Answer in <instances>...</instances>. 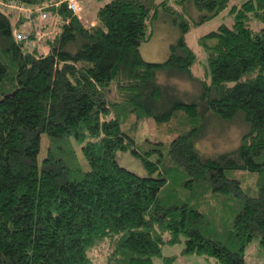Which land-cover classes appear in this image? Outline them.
I'll return each instance as SVG.
<instances>
[{
    "label": "trees",
    "instance_id": "trees-1",
    "mask_svg": "<svg viewBox=\"0 0 264 264\" xmlns=\"http://www.w3.org/2000/svg\"><path fill=\"white\" fill-rule=\"evenodd\" d=\"M98 1L93 24L50 6L60 30L45 53L26 50L13 35L23 19L0 9V264H94L102 243L103 264H154L180 242L210 264H249L253 238L264 251V0ZM227 7L231 25L197 39L195 75L184 36ZM160 13L179 36L164 61H146L139 47ZM212 116L245 129L234 149L206 156L196 142ZM148 119L168 140L136 139Z\"/></svg>",
    "mask_w": 264,
    "mask_h": 264
},
{
    "label": "rangeland",
    "instance_id": "rangeland-1",
    "mask_svg": "<svg viewBox=\"0 0 264 264\" xmlns=\"http://www.w3.org/2000/svg\"><path fill=\"white\" fill-rule=\"evenodd\" d=\"M232 2H234V0L230 3ZM102 4H104V1L81 0V12L79 13L80 18L86 22V24H90L95 21L96 10ZM228 9L229 7L199 25L192 26L185 34L184 39L197 55L196 63L192 68L195 75L203 76V65L205 64V53L203 48L198 44L197 39L199 36L215 29L221 23L231 25L232 18L227 13ZM193 10L191 11V14L196 19H199L203 13L195 9ZM10 14H14L11 17L13 21L17 19L16 12H11ZM23 24H26V27H28L27 23L22 22V25ZM254 25L258 28V25ZM22 29L28 30L29 28H25L24 26ZM149 30L151 33L150 39L142 43L139 47L141 56L146 61H164L168 56L170 45L174 43L179 36V30L177 26L173 24L170 16L163 15L161 13L152 23ZM175 83L178 86V90L181 92L193 90L191 84L187 81H178ZM244 129V123L239 120L222 121L212 116L207 123L204 134L196 142V147L206 156L232 150L239 144ZM136 139L139 141L148 140L151 142H161L168 140V136L165 132H163L162 126H157L151 119H148L140 123L139 129L136 133ZM75 146L79 157L82 159L79 146ZM116 160L120 165L137 173L138 175H146V170L141 162L129 151H117ZM83 165L85 167V162ZM182 247L183 242L173 245L165 244L162 248V256L153 257L154 264H168L169 261L164 259V257L168 256H174L170 262L171 264H210L214 260L212 257H206L204 255L181 254L180 252ZM107 251L108 246L106 243H102L99 247L91 250L89 254L92 258V262L94 264H103ZM244 257L249 264H264V251L259 244L258 238H253L248 243L245 249Z\"/></svg>",
    "mask_w": 264,
    "mask_h": 264
},
{
    "label": "built area",
    "instance_id": "built-area-1",
    "mask_svg": "<svg viewBox=\"0 0 264 264\" xmlns=\"http://www.w3.org/2000/svg\"><path fill=\"white\" fill-rule=\"evenodd\" d=\"M65 2L67 8L74 14L81 12V0H54L41 5L30 6L15 0H0V9L4 13H17V19H23V22L29 25L25 30L21 27H15L13 35L19 42H23L26 50L47 52V42L54 39L60 30V20L48 10L50 6Z\"/></svg>",
    "mask_w": 264,
    "mask_h": 264
},
{
    "label": "crops",
    "instance_id": "crops-1",
    "mask_svg": "<svg viewBox=\"0 0 264 264\" xmlns=\"http://www.w3.org/2000/svg\"><path fill=\"white\" fill-rule=\"evenodd\" d=\"M92 24L94 23V21L93 22H91ZM28 25V24H27ZM25 26V28H29V25H28V27H26V24H23V25H21V28L22 27H24ZM47 52H48V50H47Z\"/></svg>",
    "mask_w": 264,
    "mask_h": 264
}]
</instances>
